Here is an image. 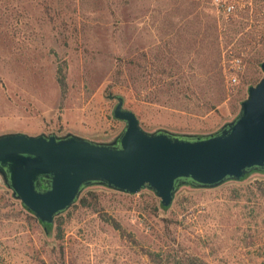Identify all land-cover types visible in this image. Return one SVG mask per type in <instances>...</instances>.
Segmentation results:
<instances>
[{"label": "rangeland", "instance_id": "obj_1", "mask_svg": "<svg viewBox=\"0 0 264 264\" xmlns=\"http://www.w3.org/2000/svg\"><path fill=\"white\" fill-rule=\"evenodd\" d=\"M232 1L231 17L212 0H0V133L112 137L109 93L145 129H217L264 59V0ZM259 186H184L167 209L91 186L48 234L0 184V264H264Z\"/></svg>", "mask_w": 264, "mask_h": 264}, {"label": "water", "instance_id": "obj_2", "mask_svg": "<svg viewBox=\"0 0 264 264\" xmlns=\"http://www.w3.org/2000/svg\"><path fill=\"white\" fill-rule=\"evenodd\" d=\"M260 69L237 114L213 131L145 129L122 95L109 93L116 101L111 115L123 123L112 137L1 132L0 184L48 233L87 187L148 189L167 209L181 187L212 188L264 174V59Z\"/></svg>", "mask_w": 264, "mask_h": 264}, {"label": "built area", "instance_id": "obj_3", "mask_svg": "<svg viewBox=\"0 0 264 264\" xmlns=\"http://www.w3.org/2000/svg\"><path fill=\"white\" fill-rule=\"evenodd\" d=\"M213 3L220 9L225 15H230L234 12L235 2L232 0H212Z\"/></svg>", "mask_w": 264, "mask_h": 264}, {"label": "trees", "instance_id": "obj_4", "mask_svg": "<svg viewBox=\"0 0 264 264\" xmlns=\"http://www.w3.org/2000/svg\"><path fill=\"white\" fill-rule=\"evenodd\" d=\"M217 7V6H216ZM218 9V8H217ZM219 11H221L220 9H218ZM222 12V11H221ZM236 5H235V9H234V12L232 13V14H230L229 16H234L236 13ZM223 13V12H222ZM189 187H192V186H189ZM260 188H259V190L261 191V194H262V196H263V198H264V186H259ZM92 191H90L89 189H88V187L86 188V189H84L83 190V192L81 193V196L79 197V199H78V201H80L81 203H82V205L84 204V205H87L88 204V202L86 201V198H85V194L86 193H91ZM26 212V211H25ZM28 214V213H27ZM61 215L62 214H60L59 216H57L56 217V219H55V222H57L58 221V219L61 217ZM30 216H32V215H30ZM34 219H35V217L34 216H32ZM56 230H59V226L57 227V224H56ZM51 232V230H48V234Z\"/></svg>", "mask_w": 264, "mask_h": 264}]
</instances>
